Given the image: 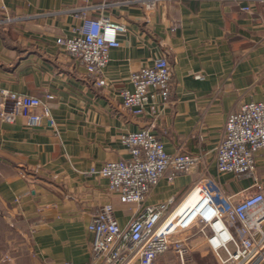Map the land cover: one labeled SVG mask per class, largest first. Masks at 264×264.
<instances>
[{
	"label": "crops",
	"instance_id": "obj_1",
	"mask_svg": "<svg viewBox=\"0 0 264 264\" xmlns=\"http://www.w3.org/2000/svg\"><path fill=\"white\" fill-rule=\"evenodd\" d=\"M102 16L126 28L103 71L105 87L57 44L85 17ZM163 54L173 72L169 102L155 96L135 117L118 111L121 90H133L131 74ZM0 90L51 95L56 122L31 128L22 117L0 119V264H86L88 225L104 204L124 228L147 206L179 202L198 182L238 199L264 193V149L251 177L218 175L214 163L228 116L243 103H264V0H156L152 8L138 0H0ZM144 128L169 153L199 161L173 182L162 179L140 208L122 203L90 170L128 158L123 136Z\"/></svg>",
	"mask_w": 264,
	"mask_h": 264
},
{
	"label": "built area",
	"instance_id": "obj_2",
	"mask_svg": "<svg viewBox=\"0 0 264 264\" xmlns=\"http://www.w3.org/2000/svg\"><path fill=\"white\" fill-rule=\"evenodd\" d=\"M155 1L138 0L147 8ZM124 32L125 26L109 17H85L73 36L58 38L57 44L85 67L97 86L105 87L103 71L111 50L120 47L119 36ZM172 78L167 55L158 56L152 65L131 74L133 90H121L117 110L133 117L143 115L155 96L166 104ZM51 98L0 90V119L14 122L22 117L31 128H54L56 122L48 105ZM150 109L157 111L153 104ZM122 139L128 158L107 162L90 173L105 178L108 191L125 204L141 208L162 179L173 182L178 175L192 172L199 161L190 153H169L151 129L130 132ZM263 149L264 103H243L225 122L214 157L217 174L253 176L256 155ZM88 231L93 242L86 264H157L165 255H172L179 264H189L190 255L200 249L207 252L205 257L213 255L215 264H264V193L240 200L212 181H202L179 202L169 199L140 210L124 228L114 207L104 204L92 214Z\"/></svg>",
	"mask_w": 264,
	"mask_h": 264
},
{
	"label": "rangeland",
	"instance_id": "obj_3",
	"mask_svg": "<svg viewBox=\"0 0 264 264\" xmlns=\"http://www.w3.org/2000/svg\"><path fill=\"white\" fill-rule=\"evenodd\" d=\"M166 259L170 262L169 264H179L172 255H170ZM215 263L216 261L210 255L207 258L203 259L202 257H200V255H198V253L197 255L193 253V255H191L189 258V264H215Z\"/></svg>",
	"mask_w": 264,
	"mask_h": 264
}]
</instances>
